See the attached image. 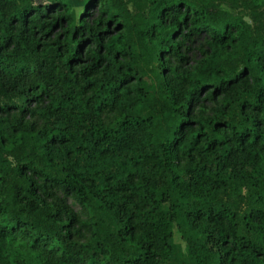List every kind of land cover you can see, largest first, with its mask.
Returning <instances> with one entry per match:
<instances>
[{
    "label": "trees",
    "instance_id": "1",
    "mask_svg": "<svg viewBox=\"0 0 264 264\" xmlns=\"http://www.w3.org/2000/svg\"><path fill=\"white\" fill-rule=\"evenodd\" d=\"M81 1L0 0V264H264V0Z\"/></svg>",
    "mask_w": 264,
    "mask_h": 264
},
{
    "label": "rangeland",
    "instance_id": "2",
    "mask_svg": "<svg viewBox=\"0 0 264 264\" xmlns=\"http://www.w3.org/2000/svg\"><path fill=\"white\" fill-rule=\"evenodd\" d=\"M67 3L71 6L72 9V13L73 15L76 17L77 13L80 11L81 6H82V1L81 0H66ZM197 46V45H196ZM195 46V47H196ZM193 51L190 52L189 57H190V62L195 61L198 57H199V52L196 50V48H191ZM67 204L69 206V209L78 217V219L81 222H84L87 220V213L79 206L77 205L74 201L72 200H68ZM82 240H85L88 238V234L86 233L85 230L81 231ZM175 238V242L177 244H181L182 246H184L183 242L181 241L179 235L177 233H175L174 235Z\"/></svg>",
    "mask_w": 264,
    "mask_h": 264
}]
</instances>
